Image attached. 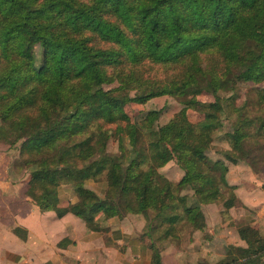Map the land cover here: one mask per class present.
Here are the masks:
<instances>
[{"label":"trees","instance_id":"obj_1","mask_svg":"<svg viewBox=\"0 0 264 264\" xmlns=\"http://www.w3.org/2000/svg\"><path fill=\"white\" fill-rule=\"evenodd\" d=\"M162 96L183 105L164 124L144 109ZM0 143L18 150L40 211L99 233L143 216L129 244L151 264L207 227L211 203L246 243L218 264H264V233L230 216L242 202L229 179L241 161L257 174L264 163V0H0Z\"/></svg>","mask_w":264,"mask_h":264},{"label":"rangeland","instance_id":"obj_2","mask_svg":"<svg viewBox=\"0 0 264 264\" xmlns=\"http://www.w3.org/2000/svg\"><path fill=\"white\" fill-rule=\"evenodd\" d=\"M40 54V50H37ZM162 70L155 67L152 70V75L158 77L162 76ZM247 87H242V93L247 90ZM210 99L209 96L205 97ZM182 102L175 97L162 96L150 100L145 105V110L161 109L163 110L160 124L168 122L177 111L182 108ZM131 108V107H130ZM137 108H131V111L138 113ZM227 124V123H226ZM225 129L218 133L216 140L214 141L215 148L221 149L227 147V142L222 138ZM109 151L116 153L118 151V143L113 139L110 140ZM212 158H217L219 155L217 151L212 150L210 152ZM19 157L18 150L16 148H10L0 143V160L5 167L10 164L9 171L7 173L22 179L27 176L23 171L19 173L17 167L13 165L14 159ZM11 160V161H10ZM10 162V163H9ZM232 165V164H230ZM258 174L255 173L249 164L245 161L239 162L237 165L232 166L229 179L232 183L237 184L235 192L241 200V204L236 208L230 210V216L236 221H244L245 217L255 221L254 226L264 233V163L258 162ZM168 176L172 179L179 176L182 172L175 161L171 162L166 168ZM18 171V172H17ZM96 191L101 192L105 186L103 182L91 181L89 184ZM191 193V192H190ZM222 204L211 203L203 206V210L207 220V227L203 231H197L193 236V241L188 243L190 238L189 232H186V242L183 245V249L178 251L174 246H171L166 250L164 264H197L199 261H207L211 264H218L228 258L226 255V249L229 245H245V241L241 239L236 227L221 214ZM48 214H54L48 213ZM77 218L81 223H84L80 218ZM145 223V219L142 216H128L111 220V228L108 231L102 233L94 232L86 227L85 223L75 224V237L77 240H86L84 246H88L92 251H88L85 261L69 260L71 264H120L117 259H121V255L117 248L108 247V242L115 241L122 243L123 240L119 236L130 235L131 233L141 231ZM9 229L4 231L6 236H11ZM124 239V238H123ZM82 247V245H81ZM88 248V249H89ZM118 251V253H117ZM119 254V255H118ZM124 254V253H123ZM124 257V256H123ZM78 258V257H76ZM121 261V264H131L132 259L125 258ZM129 261V263L127 262ZM151 264L149 259L145 262ZM144 263V264H145ZM34 264H54L50 258L45 261L34 262Z\"/></svg>","mask_w":264,"mask_h":264},{"label":"crops","instance_id":"obj_3","mask_svg":"<svg viewBox=\"0 0 264 264\" xmlns=\"http://www.w3.org/2000/svg\"><path fill=\"white\" fill-rule=\"evenodd\" d=\"M9 168L10 164L5 167L0 160V264H34L49 258L54 264H71L69 260L73 258L85 261L88 251H92L84 246L89 239L77 240L74 231L75 224L84 225L85 222L82 220L84 223H81L71 213L57 217L53 211H40L26 194V177L21 180L14 177L7 173ZM52 212L54 214H48ZM16 227L26 229L27 237L17 235L14 232ZM7 229L11 236L4 234ZM132 234L119 236L123 242L111 241L108 242V247H112L114 251L117 248L124 256L117 259L120 264L130 257L131 264H144L147 259L150 262L148 252L137 250V247L129 244Z\"/></svg>","mask_w":264,"mask_h":264}]
</instances>
